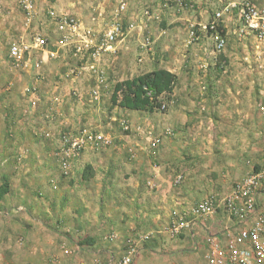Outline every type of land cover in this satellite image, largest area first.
<instances>
[{
  "label": "crops",
  "instance_id": "1",
  "mask_svg": "<svg viewBox=\"0 0 264 264\" xmlns=\"http://www.w3.org/2000/svg\"><path fill=\"white\" fill-rule=\"evenodd\" d=\"M137 1L57 0L53 6L58 13H70L87 25L91 24L97 35L106 27V15L120 2L129 8L122 22L126 31ZM36 4L39 14L30 26H24L15 0H0V40H6L9 32L28 39L34 31H48L49 26L43 25L41 16L47 8L46 0H36ZM194 13L201 23L210 16L209 10L200 3ZM92 17H95L94 21ZM188 18L191 17L187 14L170 13L164 15L159 24L155 23L156 26H150L155 37V53L145 58L142 70L132 67L133 74L124 68L137 51L142 31L137 29L118 43L121 54L118 66H121L116 65L117 82L159 68L173 74L171 91L161 95V103H167L164 110L147 112L113 104L111 94L114 87L99 107L85 99L76 102L70 95L73 82L64 76L70 57L65 47H57L54 40L48 47L57 50V55L47 57L42 54L37 81L30 69L12 67L6 53L7 67L0 70L1 157L8 160V167L13 155L20 153V147L27 148L29 172L35 175V183L19 185L13 178L10 191L14 194V204L24 205L25 202L35 212L30 213L37 218L25 217L36 224L35 230L28 233L31 238L39 240L50 236L51 230L42 224L41 219L44 216L52 220L53 208L59 210L64 204L58 220H65L68 226L72 223V227L82 228L83 222L87 228L93 226L101 230L110 218L109 228L120 231L115 232L116 239L125 238V244L130 243L128 239L133 243L153 241L160 247L159 242L169 241L170 236L164 230L167 220L191 217V208L203 197L211 193L223 195L235 181L264 162V116L258 109V103L264 101V88L256 93L253 89L255 79L251 77L257 68L245 60L241 43L232 35H228L226 48L215 57L210 54L213 43L204 33L198 42L187 47ZM226 33L229 34L227 30ZM33 84L38 87L35 107L29 103ZM94 110L101 112L95 114ZM120 114L130 121L131 133L123 132L118 126L115 118ZM85 122L97 124L110 133L112 144L101 151L86 149L73 173L68 177L61 176L52 153L53 138L46 132L76 128ZM140 128L154 129L162 142L156 147L151 146L149 138L139 133ZM178 172L183 174V180L174 184L173 177ZM40 189L50 194L44 204L36 197L35 192ZM79 189L77 196L70 195ZM26 196L27 201L20 202ZM74 198L77 208L82 207L87 215L78 216L74 210L73 215L70 213V204L73 205L70 199ZM259 204L264 210V196L259 197ZM98 205L115 206L117 212L113 217L104 210L109 217L93 214L91 217ZM41 210H44L42 214L39 213ZM76 222L81 225L76 226ZM134 224L143 231L152 224L160 226L163 230L161 239L157 236L152 239L155 230L133 233ZM192 225L193 237L190 231L184 230L182 234L186 236L181 237V234L172 238L168 245L163 243L165 250L171 251L168 257L191 252L194 250L193 241L203 243L207 232L223 235L227 227L238 228L219 213L207 220H196ZM59 230L52 233L58 234ZM117 244L116 240L111 242V246L118 247ZM149 249L156 247H147L148 253ZM147 255L144 263L156 258L150 264H162L158 258L160 254H154L158 257L153 253ZM151 255L154 258L149 257Z\"/></svg>",
  "mask_w": 264,
  "mask_h": 264
},
{
  "label": "built area",
  "instance_id": "2",
  "mask_svg": "<svg viewBox=\"0 0 264 264\" xmlns=\"http://www.w3.org/2000/svg\"><path fill=\"white\" fill-rule=\"evenodd\" d=\"M56 1L46 0L47 8L41 14L43 25L49 26L48 31H34L28 39L8 34L7 56L12 67L30 69L33 79L37 81L43 62L42 54L47 57L57 55V50L48 47L50 41L54 40L57 47H65L71 62L66 65L64 76L73 82L70 95L76 102L85 99L94 107L103 103L117 83L115 69L121 55L118 43L137 29L142 31L141 38L135 55L127 61L126 69L130 74H133L134 66L142 70L146 64L145 58L154 54L156 48L155 37L149 28L155 23L159 24L164 15L170 13L191 17L186 25L187 47L198 42L204 33L213 43L210 54L215 57L226 48L228 35H232L241 43L245 60L257 68V73L264 69V3L256 0H139L133 7V19L128 22L126 31L122 22L129 8L126 3L120 2L106 15V27L97 35L91 24L87 25L70 13H58L53 6ZM15 2L22 23L30 26L39 14L36 0ZM199 3L209 10V19L204 23L198 22L194 13ZM91 19L94 21L95 17ZM37 90L35 84L30 88L29 103L33 107L37 105ZM147 94L150 95V91ZM166 107L167 103H161L157 110ZM258 109L264 116V101L258 103ZM115 120L123 132H132V125L126 116L120 114ZM139 131L149 138L153 147L162 142L161 136L152 128H140ZM46 134L53 138L55 163L59 173L65 177L73 173L86 149L101 151L112 144L111 134L92 122ZM182 180L183 174L180 172L173 177L174 184ZM260 196H264V162L235 181L223 195L211 193L203 197L191 208V217L173 219L166 231L171 238L179 237L184 230L190 231L193 237L195 232L191 226L194 221L207 220L219 213L238 228L227 227L223 235L207 232L201 246L197 240L193 241L195 250L203 246L204 263L264 264V210L259 206ZM133 244H128V255L121 259L123 264L131 263L137 254L138 249Z\"/></svg>",
  "mask_w": 264,
  "mask_h": 264
},
{
  "label": "rangeland",
  "instance_id": "3",
  "mask_svg": "<svg viewBox=\"0 0 264 264\" xmlns=\"http://www.w3.org/2000/svg\"><path fill=\"white\" fill-rule=\"evenodd\" d=\"M257 2L264 3V0H256ZM156 26V25H155ZM10 34V32H9ZM7 38L6 40L1 39L0 40V70L3 71L7 67L5 65L7 60L6 53H7ZM133 55V54H132ZM134 56V55H133ZM132 56V57H133ZM129 58V57H128ZM131 58V57H130ZM123 60V57L120 59ZM5 65V66H3ZM8 65V64H7ZM127 65V64H126ZM118 66V62H117ZM121 66V65H120ZM118 66V67H120ZM126 69V67L124 68ZM264 70V69H263ZM264 73V72H263ZM259 74L256 72L251 73V77L254 80L253 89L257 93L259 89L264 88V74ZM257 78V79H256ZM259 93V92H258ZM95 114L101 112V110H94ZM106 112V111H105ZM20 153L18 155H13V158L10 160V165L6 167V163H8V160L3 157H1V149H0V264H123L121 262V259L123 256L128 255V244H125V238H115V232H120L119 229L113 228L110 229L108 222L111 220L110 218H107V222H104L105 226H103V229H95V227L91 226L90 228H87L86 225L82 222V228L76 229L75 227H72V223L70 226H68V223H66L65 220H58L61 213L63 206L60 205L59 210L54 209L53 213V219H46L43 216V219H41L42 224L51 230L50 236L44 239L40 238L39 240L31 238L32 235H28L29 232H32L35 230V225L30 218L27 217H33L30 212L35 213L31 210V206L23 201H27L28 196L23 198L22 201L23 204L15 203L14 204V194L12 191H10V188L13 186V178L14 183H18L19 185L24 183L26 185H32L35 183L34 177L35 175L33 173L29 172L28 167V151L25 146L20 147ZM4 164V165H3ZM62 176V175H61ZM65 177V176H64ZM16 180V182H15ZM32 189V186H31ZM79 190H74L71 192V196L75 197L77 196ZM36 197L37 199L41 200V203L44 204V199L47 198V196H50V194L47 191L41 192V189L39 191H36ZM13 194V195H9ZM64 199V197H63ZM73 202V205L70 204V213H73V210L76 212L75 214H78V216L83 217V209L82 207L77 208L76 200L70 199V203ZM72 205V206H71ZM44 207L42 206L41 209ZM92 208V207H91ZM115 215L117 212V207L115 206H105V205H98L97 211L91 212L94 216H100V217H109ZM44 210H41L39 213L42 214ZM46 212V211H45ZM52 212V210H51ZM50 212V213H51ZM47 213V212H46ZM37 218L36 216H34ZM76 219V217H74ZM82 220H86L83 218ZM20 221V223H19ZM170 221L167 220L164 224L165 226L168 225ZM76 226H80L81 224L75 223ZM199 224V223H198ZM135 228L133 233H136V231H142L141 233L144 234L147 231L155 230L154 233H152V239L153 237L157 236L161 239L163 230L160 228V226H153L148 227L143 231L142 229H137L136 225L134 224ZM164 226V227H165ZM199 226H203L202 223L199 224ZM98 227V226H97ZM53 228H56L58 231V234L52 233L54 230ZM39 229H43L40 227ZM151 229V230H150ZM164 229V228H163ZM167 229V227H166ZM164 229V230H166ZM63 230V231H62ZM159 230V231H157ZM97 231V232H96ZM56 232V231H55ZM201 232V231H199ZM201 234V233H200ZM70 235V236H69ZM72 235V236H71ZM136 235V234H134ZM186 236L185 234H182L181 237ZM85 239V240H84ZM118 242V247L111 246L112 241ZM130 242L132 239H128ZM134 240V239H133ZM172 240L171 237H169V241L164 240L163 242H159L161 245L158 247V245L155 242L150 243H134L133 246L138 249L137 254L132 258V262L129 264H146L143 260L148 257L147 254H155L154 252H149L146 250L147 247H156L155 250L157 251H168L165 250V245H168L167 243ZM135 241V240H134ZM80 243L79 245L77 243ZM200 246L203 245L201 241ZM163 243L165 245H163ZM203 247V246H202ZM201 247V248H202ZM191 250V252L185 253L183 255L175 256L170 255L168 257L167 254H160L159 260L163 264L165 261V264H205L204 263V257H203V250ZM105 249V250H104ZM111 250L110 252L107 250ZM201 250V251H200ZM114 254V255H113ZM159 254V253H158ZM154 258L152 255L149 256ZM166 258V259H165ZM151 260V261H156ZM151 261H148L147 264H150ZM169 261V262H168ZM158 264L157 262H154ZM160 264V263H159Z\"/></svg>",
  "mask_w": 264,
  "mask_h": 264
},
{
  "label": "trees",
  "instance_id": "4",
  "mask_svg": "<svg viewBox=\"0 0 264 264\" xmlns=\"http://www.w3.org/2000/svg\"><path fill=\"white\" fill-rule=\"evenodd\" d=\"M173 83V74L165 69L159 68L144 72L118 81L111 94V102L122 108L152 112L160 107L162 102L161 95L171 91ZM148 91H150V95L147 94ZM77 244L79 245L80 243L78 242ZM149 251L162 255H168L171 252H159L155 249H149Z\"/></svg>",
  "mask_w": 264,
  "mask_h": 264
}]
</instances>
